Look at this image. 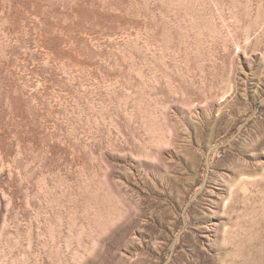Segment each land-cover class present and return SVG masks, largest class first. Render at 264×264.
Segmentation results:
<instances>
[{"label":"rangeland","instance_id":"obj_1","mask_svg":"<svg viewBox=\"0 0 264 264\" xmlns=\"http://www.w3.org/2000/svg\"><path fill=\"white\" fill-rule=\"evenodd\" d=\"M0 264H264V0H0Z\"/></svg>","mask_w":264,"mask_h":264}]
</instances>
